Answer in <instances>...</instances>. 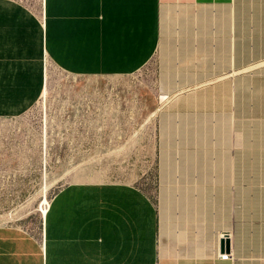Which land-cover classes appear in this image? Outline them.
Segmentation results:
<instances>
[{
  "label": "crops",
  "instance_id": "1",
  "mask_svg": "<svg viewBox=\"0 0 264 264\" xmlns=\"http://www.w3.org/2000/svg\"><path fill=\"white\" fill-rule=\"evenodd\" d=\"M46 56L78 76L147 66L155 84H210L212 146L226 149L212 219L206 234L177 221L173 235L140 188L70 183L50 199L43 239L0 226V264H264L249 223L264 210V0H43L41 20L0 0V117L41 97Z\"/></svg>",
  "mask_w": 264,
  "mask_h": 264
},
{
  "label": "rangeland",
  "instance_id": "2",
  "mask_svg": "<svg viewBox=\"0 0 264 264\" xmlns=\"http://www.w3.org/2000/svg\"><path fill=\"white\" fill-rule=\"evenodd\" d=\"M20 1L41 20L43 0ZM43 68L45 94L25 113L1 118L0 226L43 239L44 196L50 202L62 186L90 181L140 188L173 235L185 230L177 221L209 232L213 158L226 154L212 146L210 84H155L147 66L78 76L47 56ZM253 214V234L264 239V210ZM257 246L264 257V243Z\"/></svg>",
  "mask_w": 264,
  "mask_h": 264
},
{
  "label": "bare ground",
  "instance_id": "3",
  "mask_svg": "<svg viewBox=\"0 0 264 264\" xmlns=\"http://www.w3.org/2000/svg\"><path fill=\"white\" fill-rule=\"evenodd\" d=\"M250 68V67H249ZM244 70V69H243ZM247 70V69H246ZM45 73V72H44ZM71 74V73H70ZM74 75V74H73ZM87 76H92V75H87ZM45 88V85H44V87H43V91H42V94H41V96L43 95V94H45V91H46V89H44ZM17 117V116H16ZM147 120V119H146ZM43 138H44V140H45V142H46V128L44 129V131H43ZM28 172V171H27ZM232 174V173H231ZM59 179V178H58ZM86 182V181H85ZM90 182V181H89ZM76 183H81V182H76ZM45 189L47 190V186H45ZM44 189V190H45ZM18 193V192H17ZM21 193V192H20ZM11 195V194H10ZM13 195V194H12ZM53 199V198H52ZM43 202L44 203H48V208H49V205H50V203H49V201L47 202V199H46V197L44 196V200H43ZM42 202V203H43ZM159 202V201H158ZM184 206V205H183ZM48 208L46 207L45 209H43L42 208V212H43V218H44V221H45V217H46V215H47V211H48ZM0 223H1V221H0ZM4 223V222H3ZM222 227V226H221ZM169 229V228H168ZM192 231V230H191ZM213 231V230H212ZM44 233V232H43ZM183 238V237H182ZM181 238V239H182ZM230 239V238H229ZM213 245V244H212ZM216 249H217V247H216ZM218 255V254H217ZM228 260V259H227Z\"/></svg>",
  "mask_w": 264,
  "mask_h": 264
},
{
  "label": "water",
  "instance_id": "4",
  "mask_svg": "<svg viewBox=\"0 0 264 264\" xmlns=\"http://www.w3.org/2000/svg\"><path fill=\"white\" fill-rule=\"evenodd\" d=\"M229 250V239L227 235H224L221 239H220V251H227Z\"/></svg>",
  "mask_w": 264,
  "mask_h": 264
},
{
  "label": "built area",
  "instance_id": "5",
  "mask_svg": "<svg viewBox=\"0 0 264 264\" xmlns=\"http://www.w3.org/2000/svg\"><path fill=\"white\" fill-rule=\"evenodd\" d=\"M1 118H2V117H0V127L4 124V123H1ZM1 134H2V133H0V139H1ZM5 137L8 138L9 135H8V136L6 135ZM4 140H5V138H4ZM230 257H231V256H230V253H223V254L220 255V259H223V260H227V259H229Z\"/></svg>",
  "mask_w": 264,
  "mask_h": 264
}]
</instances>
